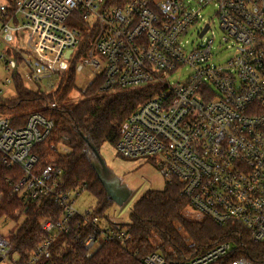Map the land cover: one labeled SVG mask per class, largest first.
<instances>
[{"label": "built area", "instance_id": "built-area-1", "mask_svg": "<svg viewBox=\"0 0 264 264\" xmlns=\"http://www.w3.org/2000/svg\"><path fill=\"white\" fill-rule=\"evenodd\" d=\"M13 3L12 14L9 7H0V45L9 48L15 43L8 39L18 36L21 46L15 49L21 56L18 61L8 51L1 52L5 69L14 73L24 64L25 78L35 83L53 73L61 76L84 33L94 30L88 57L77 63L76 72L86 66L101 69L99 75H92L93 79L103 76L101 93L156 89L127 119L116 146L118 153L128 159L156 158L167 182L182 183V193L196 212L220 226H240L252 245L226 242L185 262L167 261L153 253L143 264H216L242 251L252 260L239 257L228 264H264V0ZM208 6L216 8L223 42L235 49L224 64L213 62L214 19L206 21L202 15ZM75 12L88 25L85 32L68 25ZM200 24L197 34L202 41L187 51L185 37ZM184 71H189L186 81L171 82ZM12 79L6 78L5 84ZM4 101L0 90V105ZM54 127V121L43 113L30 114L20 126L0 113V165L23 171V177L7 181L12 193L36 207L51 198L63 210L58 220L40 222L48 238L27 264L49 258L54 241L69 235L76 219L83 229L76 238L90 252L103 243L126 239L122 225L101 227V217L94 210L80 212L74 207L71 197L78 192L61 188L63 171L56 163L36 169L39 156L34 149L50 137ZM3 197L0 188V201ZM12 250L10 241L0 237V257L7 258Z\"/></svg>", "mask_w": 264, "mask_h": 264}, {"label": "trees", "instance_id": "trees-1", "mask_svg": "<svg viewBox=\"0 0 264 264\" xmlns=\"http://www.w3.org/2000/svg\"><path fill=\"white\" fill-rule=\"evenodd\" d=\"M13 11L14 3L10 0L8 13L12 14ZM72 16L77 21L68 22V25H77L85 32L88 25L77 12ZM94 35V30L84 33L70 61L72 66L63 78L60 76L61 82L55 92L27 89L21 77L15 75L13 81L16 82L17 96L5 100L0 105V113L10 117L15 126L24 125L30 114L38 112L54 121L55 127L50 137L34 149L39 156L36 169L42 170L50 163H56L63 171L61 188L68 192L87 191L92 194L97 199L94 212L103 218L113 202L92 166V151L85 138L99 151L104 145L116 149L127 119L155 95L156 89L147 86L101 93L104 78L98 76L86 89L81 101L74 106L67 105L75 89L77 63L84 57L85 49L91 47ZM48 142L50 146L46 147ZM21 177V169H8L0 165V188L4 191L0 201V220L10 218L18 221L20 216H24L22 224L9 240L13 246L9 256L16 255L17 264H27L32 253L48 238L40 222L47 218L58 220L63 210L51 198L36 207L29 200L13 194V187L7 181ZM182 189V183L174 180L167 182L163 190L147 191L133 205L130 222L122 225L126 231L124 242H106L91 252L84 249L81 240L76 238L83 230L76 219L71 233L58 237L51 256L37 264H143V259L153 253L162 255L167 261L185 262L226 242L245 241L246 248L252 247L247 233L240 226H220L209 217L192 216L189 209L193 208ZM239 257L252 260L250 254L242 251L216 264H228Z\"/></svg>", "mask_w": 264, "mask_h": 264}, {"label": "rangeland", "instance_id": "rangeland-1", "mask_svg": "<svg viewBox=\"0 0 264 264\" xmlns=\"http://www.w3.org/2000/svg\"><path fill=\"white\" fill-rule=\"evenodd\" d=\"M1 6H10V0H0ZM216 8L213 6H208L202 11V15L206 21L214 19V31L216 32V40L214 41V59L215 64H224L228 61L234 54L235 49L232 47L230 42L225 43L222 40V33L218 27V19L215 16ZM69 22H76L77 20L71 16L68 20ZM3 26V16L0 13V29ZM203 25L200 24L195 30V33H189L186 35L184 43L185 49L191 51L195 45H197L202 40L198 37V30ZM212 35V34H210ZM18 38H15V43H18ZM7 46L5 43L0 45V56L1 52L5 51ZM89 49H85L84 58L81 59V62L88 57ZM12 55V54H11ZM13 57V55H12ZM71 63H68L67 67L65 64L62 65L63 68L66 67L64 74H61V77L65 76L68 72V69ZM25 65L21 64L16 72L12 70L8 71L5 69L3 63L0 61V90L4 100H12L17 96L16 82L13 81L15 75L21 77V82L23 85L32 91H42L43 93H53L57 90L60 85L61 77L53 73L49 79H45L39 83L29 81L25 78ZM100 70H94L90 66H86L84 71L77 72L75 89L73 90L70 99L67 101V105L74 106L79 101L84 98V92L94 81L92 75H99ZM62 77V78H63ZM189 77V71H184L182 73H177L171 78V82H184ZM6 78H13L12 83L9 85L5 84ZM46 146V145H45ZM50 146L49 142L46 147ZM64 150V148H60ZM100 154L105 160L107 167L110 169V172L115 176L123 185L127 187L130 191V197L126 199L123 203L113 202L111 207L105 212L103 218H101L100 226H105L111 222H117L120 225H125L130 222V215L133 205L139 200V198L149 190H163L167 184V180L161 174L158 168V162L154 157H147L144 159H128L122 157L117 149L109 145H104ZM74 200V207L80 211L85 212L87 210H94L97 206V199L87 191H78V193L73 194L71 197ZM189 212L194 217L201 216L194 209H189ZM19 215V213L17 214ZM24 220V216H20L18 221H14L10 218H3L0 220V237L10 240L11 235L19 228ZM17 256L12 255L5 258L0 264H14Z\"/></svg>", "mask_w": 264, "mask_h": 264}, {"label": "water", "instance_id": "water-1", "mask_svg": "<svg viewBox=\"0 0 264 264\" xmlns=\"http://www.w3.org/2000/svg\"><path fill=\"white\" fill-rule=\"evenodd\" d=\"M206 29L203 31V33L206 31ZM70 54L71 52L66 54V59L70 58ZM85 140L86 142H88L89 147L92 151V166L96 170L98 177L103 183L108 197L112 200V202L123 203L126 199L130 197V191L115 176L112 175L110 169L107 167L105 160L102 158L100 151L97 149V147L91 142H89L88 138H85ZM3 260L4 259L0 257V262Z\"/></svg>", "mask_w": 264, "mask_h": 264}, {"label": "crops", "instance_id": "crops-1", "mask_svg": "<svg viewBox=\"0 0 264 264\" xmlns=\"http://www.w3.org/2000/svg\"><path fill=\"white\" fill-rule=\"evenodd\" d=\"M15 38H18V41H19L18 43H15ZM10 39L11 40L12 39L14 40L15 45H13V46H11L9 48H6L5 51H8V55L9 56H12L13 55V57L16 58L19 61L20 60L19 58H20L21 55H19L17 53V50L15 48L21 46V40H20V38L18 36L9 38L8 40H10ZM111 224H119V223H117V222H111L109 224H105V226H108V225H111ZM105 226H101V227H105Z\"/></svg>", "mask_w": 264, "mask_h": 264}]
</instances>
